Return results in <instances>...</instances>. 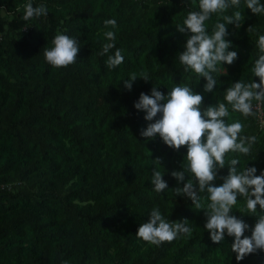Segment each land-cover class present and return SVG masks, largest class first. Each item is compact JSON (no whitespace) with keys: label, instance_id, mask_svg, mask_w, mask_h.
Returning a JSON list of instances; mask_svg holds the SVG:
<instances>
[{"label":"trees","instance_id":"obj_1","mask_svg":"<svg viewBox=\"0 0 264 264\" xmlns=\"http://www.w3.org/2000/svg\"><path fill=\"white\" fill-rule=\"evenodd\" d=\"M28 2L0 0V185H11L0 190V264H264V251L237 261L234 237L211 241L205 210L175 194L171 172L182 170L187 148L142 137L148 122L134 107L154 86L167 95L187 84L208 107L225 102L224 92L235 82L258 83L251 69L264 14H253L241 0L244 23L228 25L226 37L238 58L221 65L217 85L205 93L206 80L185 72L178 59L191 33L178 32L177 25L199 10V0H31L34 7L44 5L47 16L25 21ZM108 19L117 21L116 28L105 27ZM217 19L222 16L213 14L206 22L209 32ZM250 26L256 31L248 32ZM109 30L125 57L111 70L100 54ZM58 32L76 38L81 48L67 68H53L44 58ZM133 72L138 79L129 91L123 81ZM142 72L150 80L140 79ZM245 124L243 134L259 139L256 159L241 157V163L260 175L264 128L252 117ZM155 168L168 184L162 193L151 184ZM227 174V167L219 169L214 184ZM241 199L231 214L254 227L257 217L240 212ZM154 207L170 221L187 219L191 235L159 246L138 238Z\"/></svg>","mask_w":264,"mask_h":264},{"label":"clouds","instance_id":"obj_2","mask_svg":"<svg viewBox=\"0 0 264 264\" xmlns=\"http://www.w3.org/2000/svg\"><path fill=\"white\" fill-rule=\"evenodd\" d=\"M244 4L253 14H264V4L260 0H244ZM240 6L241 0H199V10L189 11L183 24L177 25L178 32L191 33L184 50L178 54L179 62L185 72L191 70L198 79L203 77L206 80L205 93L213 92L218 82L217 74L222 71L221 65H231L238 58L237 51L229 50L232 42L226 37L229 35L228 25L235 24L239 29L244 23ZM23 7L25 21L47 16V8L44 5L34 7L31 0ZM229 9L237 10L225 14ZM213 14L222 16V20L217 19L209 32L206 22ZM104 24L114 29L117 21L108 19ZM247 31L255 32L256 29L250 26ZM104 36L108 42L103 43L100 54L107 55L106 67L115 69L125 57L116 47L115 32L106 31ZM256 48L257 58L251 71L259 77V82L240 80L231 84L224 92L225 102L205 107L203 94L187 84H176L167 95L154 86L151 94L142 92L134 103L137 110L145 113L144 119L148 122L146 128L141 129L142 137L155 140L159 136L164 144L177 151L181 147L187 148L182 170L171 172L178 182L175 194L190 199L196 209L205 210V228L212 242L219 244L225 235L234 237L231 248L237 261L264 251V171L257 175L255 166H248L249 162L241 163V157L256 159L252 153L259 139L255 134H243L247 126L245 121L252 117L264 127V34L258 35ZM80 49L76 38L58 32L52 46L44 49V58L53 68H67L76 62ZM139 76L145 81L150 80L147 72ZM137 79V73H131L130 78L123 81L125 88L131 91ZM233 114H239L244 120ZM156 161L160 164L159 160ZM225 167L228 174L220 177L223 183L216 186L214 181L218 171ZM151 184L157 193L168 188L161 171L156 168L152 171ZM201 193L205 194L203 198ZM238 197L244 202L240 212L257 217L254 227L231 214ZM204 200L206 205L202 202ZM258 205L260 212L257 211ZM149 216V221L142 223L136 233L145 242L159 246L182 234L191 235L187 219L170 221L158 207H154ZM246 231H251V235L246 236Z\"/></svg>","mask_w":264,"mask_h":264},{"label":"built area","instance_id":"obj_3","mask_svg":"<svg viewBox=\"0 0 264 264\" xmlns=\"http://www.w3.org/2000/svg\"><path fill=\"white\" fill-rule=\"evenodd\" d=\"M253 103L255 104L256 102L254 101ZM262 110H264V109H262ZM259 124H260V122H259ZM263 128H264V127H263ZM5 187L10 188L11 185H7V184L0 185V190L3 189V188H5Z\"/></svg>","mask_w":264,"mask_h":264}]
</instances>
